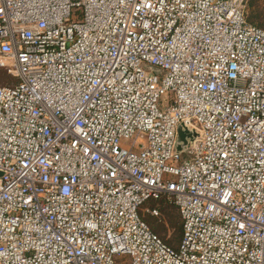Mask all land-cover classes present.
I'll return each mask as SVG.
<instances>
[{
  "label": "built area",
  "instance_id": "2783aa9c",
  "mask_svg": "<svg viewBox=\"0 0 264 264\" xmlns=\"http://www.w3.org/2000/svg\"><path fill=\"white\" fill-rule=\"evenodd\" d=\"M244 6L0 0V264H264V29ZM161 198L176 248L138 214Z\"/></svg>",
  "mask_w": 264,
  "mask_h": 264
},
{
  "label": "rangeland",
  "instance_id": "374dc122",
  "mask_svg": "<svg viewBox=\"0 0 264 264\" xmlns=\"http://www.w3.org/2000/svg\"><path fill=\"white\" fill-rule=\"evenodd\" d=\"M245 13L247 17H251L256 25L259 24L264 28V0H245ZM16 78L8 71L7 67H0V85L13 84ZM164 95L162 99L166 98ZM129 142L122 140L121 145L125 146ZM185 155L182 156L184 158ZM179 160L177 163H180ZM153 205L157 206L158 214L153 215L147 211L150 208L149 204L141 206L143 208L138 209V214L141 217V212L143 211V217L146 222L158 232V235L163 238L166 242H170L171 245H176V248L180 241L179 236V225L180 216L178 214V209L172 204H164L161 202H155ZM113 260L116 264H130V257L128 255H114Z\"/></svg>",
  "mask_w": 264,
  "mask_h": 264
},
{
  "label": "water",
  "instance_id": "95a60500",
  "mask_svg": "<svg viewBox=\"0 0 264 264\" xmlns=\"http://www.w3.org/2000/svg\"><path fill=\"white\" fill-rule=\"evenodd\" d=\"M197 137L194 129L179 124L177 128V138L175 142V149L177 152H185L191 145L192 141Z\"/></svg>",
  "mask_w": 264,
  "mask_h": 264
},
{
  "label": "trees",
  "instance_id": "16d2710c",
  "mask_svg": "<svg viewBox=\"0 0 264 264\" xmlns=\"http://www.w3.org/2000/svg\"><path fill=\"white\" fill-rule=\"evenodd\" d=\"M245 15H246V13H245ZM246 19H247V21L248 22H250V23H252V24H254L255 22L254 21H252V19H251V17L249 18V17H247L246 16ZM254 25H256V24H254ZM256 26H258V27H260V28H262L261 26H259V24L258 25H256ZM264 29V28H263ZM155 202H161V203H164V204H168V202L164 199V198H161V199H159V200H148V201H146L142 206H145L146 204H149L150 205V208H153V207H156L157 209H159L157 206H155V205H153ZM141 208H143V207H141ZM143 211L141 212V217H142V219L146 222V220H145V218L143 217ZM180 221V220H179ZM147 223V222H146ZM180 223V225H179V236H180V238H181V222H179ZM148 224V223H147ZM149 225V224H148ZM150 228H151V230L155 233V234H157L158 235V232H156L155 231V229L154 228H152L151 226H149ZM159 237H160V235H158ZM162 240H163V238L162 237H160ZM166 244H168L169 246H171V247H174V246H176V245H171L170 244V242H166L165 240H163Z\"/></svg>",
  "mask_w": 264,
  "mask_h": 264
}]
</instances>
